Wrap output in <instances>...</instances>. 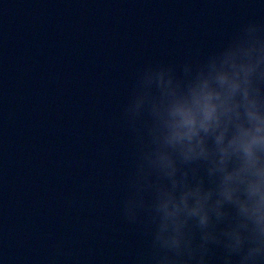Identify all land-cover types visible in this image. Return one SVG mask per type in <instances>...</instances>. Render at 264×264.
Wrapping results in <instances>:
<instances>
[{
	"label": "water",
	"instance_id": "water-1",
	"mask_svg": "<svg viewBox=\"0 0 264 264\" xmlns=\"http://www.w3.org/2000/svg\"><path fill=\"white\" fill-rule=\"evenodd\" d=\"M230 52L260 61L251 88L264 113V0H0V264H252L258 233L240 205L254 202L253 177L223 195L244 163H221L235 126L223 145L201 133L207 157L164 143L173 102ZM149 67L163 84L145 81ZM197 189L210 193L207 223L179 212L163 235L178 229L180 245L163 246L160 205Z\"/></svg>",
	"mask_w": 264,
	"mask_h": 264
},
{
	"label": "clouds",
	"instance_id": "clouds-1",
	"mask_svg": "<svg viewBox=\"0 0 264 264\" xmlns=\"http://www.w3.org/2000/svg\"><path fill=\"white\" fill-rule=\"evenodd\" d=\"M237 52H230L217 68L215 62L211 68L215 75L205 78L201 72L198 83L194 87L190 86V95L183 99H176L171 108L172 119L167 121L168 133L165 136L166 145L179 146L185 160L198 159L208 156V149L205 145V136L201 133H217V145H223L228 135L230 126L234 125L236 132L228 141L227 146L220 147L223 154L221 163H224L232 154H242L243 166L235 172L228 173L224 178L225 188L223 195L228 200H233L237 187L231 182L246 181L245 173L249 174L247 181V191L250 198H255L249 205L241 202V211L254 218L258 233L256 246L249 249L244 261H252V264H259L264 260V166L260 165V158L257 150L264 148V113L260 111V100L252 95L251 76L256 71L260 61L256 64L242 63L237 64L235 57ZM232 71L229 72L228 68ZM171 71V69H167ZM165 70L156 71L152 68L145 70V81L151 82L158 77L161 84L164 82ZM213 80L217 81L220 89L212 87ZM171 83V80L168 81ZM258 94V89L255 90ZM240 95L242 98L237 99ZM139 108V103L135 105ZM243 109V113L241 112ZM242 115L246 117L242 119ZM250 125V126H246ZM144 159L150 164L157 163L152 161L151 155L146 153ZM158 162L162 167L170 168L169 175L174 174V161L166 153L158 156ZM196 196V204L193 207L188 205V197ZM210 196V193L208 194ZM208 196H201L199 190L189 191L181 198L179 203L173 204V198L169 196L161 205L164 211L165 223L162 226V233L158 239L163 241L165 247H179L180 235L164 236L163 230L168 227L169 218H175L179 212L186 211L188 216H200V223H207V213L204 212V201ZM182 205V207H181ZM175 222V221H174ZM237 246L241 239L237 235ZM167 264H181L182 258L175 259L165 257Z\"/></svg>",
	"mask_w": 264,
	"mask_h": 264
}]
</instances>
